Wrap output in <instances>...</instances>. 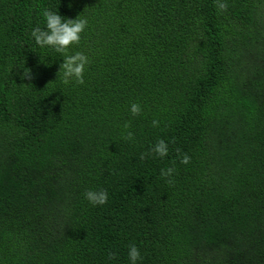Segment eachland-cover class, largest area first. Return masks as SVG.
<instances>
[{
	"label": "trees",
	"instance_id": "obj_1",
	"mask_svg": "<svg viewBox=\"0 0 264 264\" xmlns=\"http://www.w3.org/2000/svg\"><path fill=\"white\" fill-rule=\"evenodd\" d=\"M44 8L87 18L82 84L29 39ZM132 244L264 264V0H0V264H128Z\"/></svg>",
	"mask_w": 264,
	"mask_h": 264
},
{
	"label": "clouds",
	"instance_id": "obj_2",
	"mask_svg": "<svg viewBox=\"0 0 264 264\" xmlns=\"http://www.w3.org/2000/svg\"><path fill=\"white\" fill-rule=\"evenodd\" d=\"M71 6L72 0H68ZM224 4H218V10L222 9ZM43 17V27L39 25L33 26L29 33V39L35 47L41 50H52L60 53L62 60L59 64L60 78L64 84H82L84 82L83 73L88 62L87 56L82 52L68 54L69 46L78 43L81 39V33L85 30L88 21L87 18L75 15L68 17L61 15L59 12L44 8L41 10ZM23 68V67H22ZM21 78H30L31 70L23 68L19 73ZM128 111L135 116L141 111L138 103H131ZM157 124L156 120L152 121V125ZM131 136V133L128 134ZM178 156L181 164H187L190 157L187 154L179 153ZM154 153L158 157H164L168 153V145L163 139H158L149 148V154ZM144 153L140 158L144 159ZM173 167L161 168L160 176L165 179V183L173 182ZM84 199L91 205H103L108 198V194L104 189H88L83 193ZM128 264H138L141 259L140 251L135 244L129 245L127 248Z\"/></svg>",
	"mask_w": 264,
	"mask_h": 264
}]
</instances>
